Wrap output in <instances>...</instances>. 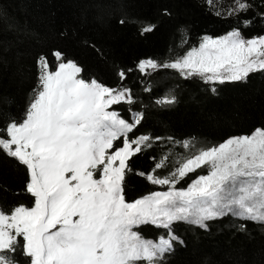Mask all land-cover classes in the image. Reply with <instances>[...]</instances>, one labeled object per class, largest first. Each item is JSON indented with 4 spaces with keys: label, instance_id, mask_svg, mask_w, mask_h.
Instances as JSON below:
<instances>
[{
    "label": "snow or ice",
    "instance_id": "obj_1",
    "mask_svg": "<svg viewBox=\"0 0 264 264\" xmlns=\"http://www.w3.org/2000/svg\"><path fill=\"white\" fill-rule=\"evenodd\" d=\"M249 8L247 0H231L214 14L238 16ZM154 27L142 26L141 35ZM53 56L54 66L44 56L36 61V86L23 117L0 128V152L26 168L33 198L31 207H0V264H19L17 253L28 264H163L179 241L177 222L207 229L208 221L231 215L264 223V128L199 148L191 139L137 135L143 113L133 110L136 97L124 84L131 73L143 80L160 70L208 85L245 80L264 71V35L246 38L238 28L204 35L183 55L116 69V87L85 80L75 62L59 51ZM175 102L170 93L155 101L162 107ZM122 105H128L127 118L118 110ZM165 141L171 147L159 159L150 157L151 170L139 173L161 190L126 200L128 161ZM177 146L184 152H175ZM169 165L166 175L157 174ZM198 169L204 174L178 186ZM142 225L162 232L145 239L135 230Z\"/></svg>",
    "mask_w": 264,
    "mask_h": 264
},
{
    "label": "trees",
    "instance_id": "obj_2",
    "mask_svg": "<svg viewBox=\"0 0 264 264\" xmlns=\"http://www.w3.org/2000/svg\"><path fill=\"white\" fill-rule=\"evenodd\" d=\"M247 2L248 11L225 17L214 12L227 8L231 0H215L211 5L208 0H0V128L23 117L36 86L40 56L54 66L53 52L59 51L65 61L81 68V78L116 87V69L132 68L149 57L162 62L183 55L204 35L218 37L234 28L246 38L264 35V0ZM144 25L155 27L141 35ZM185 37L187 44L181 47ZM124 84L136 97L133 110L143 113L137 135L191 139L199 148L264 128V71L210 86L198 77L184 79L172 70H160L143 80L131 73ZM146 85L151 91H143ZM169 93L176 97L174 104L162 107L155 103ZM127 109L128 105H122L118 110L127 118ZM169 147L166 141L156 143L128 161L126 200L161 190L139 173L151 170L150 157L159 159ZM175 152L184 149L177 146ZM170 170L171 165L157 174ZM197 175L199 170L178 186L186 187ZM27 181L26 168L0 152V207H31ZM135 230L153 240L162 232L151 225ZM173 231L179 241L163 264H264V223L228 215L208 221L207 229L177 222ZM16 258L19 264H28L20 253Z\"/></svg>",
    "mask_w": 264,
    "mask_h": 264
},
{
    "label": "rangeland",
    "instance_id": "obj_3",
    "mask_svg": "<svg viewBox=\"0 0 264 264\" xmlns=\"http://www.w3.org/2000/svg\"><path fill=\"white\" fill-rule=\"evenodd\" d=\"M172 71H174V70H172ZM175 72V71H174ZM178 74V73H177ZM179 75V74H178ZM180 76V75H179ZM200 79V78H199ZM210 86H213V85H210ZM199 170V172H200V174H204V171L205 170H203V169H198Z\"/></svg>",
    "mask_w": 264,
    "mask_h": 264
}]
</instances>
